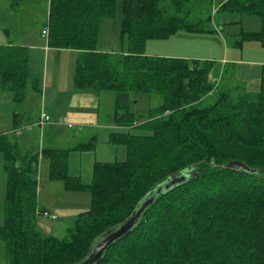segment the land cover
<instances>
[{
  "label": "trees",
  "instance_id": "16d2710c",
  "mask_svg": "<svg viewBox=\"0 0 264 264\" xmlns=\"http://www.w3.org/2000/svg\"><path fill=\"white\" fill-rule=\"evenodd\" d=\"M6 1L16 10L23 0ZM119 1V37L126 51H98L100 24L116 19ZM194 1L48 0L47 46L77 52L74 89L113 93L111 124L150 133H110L108 144L124 146L125 159L95 161L89 184L67 170L69 153L88 151L91 142L32 152L0 135L7 179L0 225L6 264L79 263L156 186L183 171H191V178L148 205L97 264H264V66L258 92L235 86L202 105L211 85L205 74L213 62L144 53L147 42L177 32L213 31L210 16L189 19ZM217 9L226 20L237 17L230 25H238L245 15L257 16L260 30L239 32L235 44L255 41L264 48V0H227ZM28 62L26 47L0 45V86L16 104L29 89L39 92V80L29 78ZM131 92L162 98L137 126L129 107ZM40 158L49 162L50 180L90 197L89 209L73 218L64 239L43 237L35 226L36 213L43 212L37 209ZM232 162L244 167H228Z\"/></svg>",
  "mask_w": 264,
  "mask_h": 264
},
{
  "label": "rangeland",
  "instance_id": "374dc122",
  "mask_svg": "<svg viewBox=\"0 0 264 264\" xmlns=\"http://www.w3.org/2000/svg\"><path fill=\"white\" fill-rule=\"evenodd\" d=\"M23 1L20 6L14 10L10 8L8 1L0 0V44L16 43L14 41H17L16 38H18L22 31L32 33L34 35L35 33L33 32L39 31V29L42 28L44 21L47 20L46 14L48 10V0ZM224 1L227 0H196L192 2V5H189L190 8L187 11L190 20H198L201 16L205 18L210 16L212 28L216 30L214 35H198L197 37H189L190 39L182 41L175 39L177 36H171V39L168 38L161 41L153 40L147 42L145 51L150 53L148 55L155 54L156 57H162L161 55L168 56L169 51L172 53L176 51L180 53L183 51L184 55H187V53L190 51L193 53L196 50H200L202 55H209L206 47L210 46L211 48H214L211 51V54L213 55V53L222 51L219 38L221 39L222 43L225 41V46L227 48H237L235 42L238 40L234 37V34L238 33L239 30L240 32L259 31L261 27L260 20L257 16L245 15L240 18L242 21H240L239 25L227 24L229 20L236 21L237 17H228V20H226L224 19L223 15H218L217 8ZM120 10L121 2L119 1L116 19H120ZM114 20L115 19H109L108 25H104L101 32H99L98 46L99 49H104V51L112 50L114 52H124L126 51V48L120 41L118 34V20H115L117 23L114 22ZM5 29H8L10 32H7ZM244 43L257 42L246 41ZM206 76L207 80H209L208 82L211 85L210 90L205 95L206 97L203 96L202 99L204 97L205 98L203 100L201 99L202 105L212 104L219 92L226 89H234L231 83V68H224L221 67L220 64L213 63L212 71H209L208 69L205 74V77ZM161 102L162 98L160 95L143 92H131L129 107L130 112L137 121V123L134 122V125L137 126L138 124L144 122L148 116L149 110L157 108ZM98 107L99 124L96 128H89L85 129L83 132H80L75 129L77 126L71 125L67 127V125L58 124L55 129L56 132L50 129V132H48L45 129L44 133L42 134L41 129L44 128V126L54 125V123H51L57 119L56 111L60 110V106L55 105L52 107L47 105L45 109L46 112L51 116L50 121L44 123L41 128L36 127V123L39 121V119L32 123L34 118H32L31 114L21 115L19 118V120H21V122L23 121L24 123V129L28 130V133L30 134L29 138L33 140L32 147L23 146L21 143V138H16L12 134H9V137L12 142L17 143L22 151L32 152H39L41 149L47 148L70 149L71 147H75L79 144H88L91 142L93 144L92 149H89L88 151H71L69 153L67 170L70 176H77L81 179L83 184H89L92 179V165L95 161L114 162L123 161L125 159L124 146L108 144L107 137L110 133L116 131L128 132L137 135H148L150 133L148 130L139 127L128 128L126 126H117L115 124H112L113 127H108L106 125V123H109L110 118L112 119L115 109L113 93L101 92L99 95ZM9 109L10 106L8 103L0 105L1 111H9ZM30 125L32 126V129L27 128ZM17 127L18 126L14 124V128L16 129ZM24 129L20 128L19 131H23L22 134H26ZM52 132L54 134H52ZM13 134L16 135L15 132H13ZM42 135L44 140L43 142ZM39 147L40 149H38ZM43 164H45L44 169L43 166H40L38 169L37 209L49 212L50 214L54 215L56 219L50 220L48 218H44L40 213H36L35 226L43 237H56L59 239H64L67 236V228L70 227L73 218L61 216L59 213H54V207H75V205H77L78 207L80 206L82 208H86L84 211H87L90 207V198L87 192H68L64 189L62 181L50 180L48 178L49 167L46 165L45 160L43 161ZM6 181V175L3 170V160L0 155V225L2 224L3 220V196L5 193ZM85 196L87 197L85 198ZM6 261L3 243L0 240V264H6Z\"/></svg>",
  "mask_w": 264,
  "mask_h": 264
},
{
  "label": "crops",
  "instance_id": "0c3cea01",
  "mask_svg": "<svg viewBox=\"0 0 264 264\" xmlns=\"http://www.w3.org/2000/svg\"><path fill=\"white\" fill-rule=\"evenodd\" d=\"M115 20H118L119 26V18ZM115 20L114 22L117 23V21ZM240 21H242V19ZM108 23V20H103L100 24L99 32H101L104 25L107 26ZM45 24L46 20L44 21V24L42 28L39 29V31L33 32L35 33L34 35L32 33L22 31L18 38H16L17 41H14L16 43H7L23 46L28 49V75L31 79L37 78L39 80V92H35L34 90L29 89L26 94L25 100L21 104H16L13 102L12 96L9 93L3 91L0 86V105L8 103L10 106L9 111L0 110V135L12 134L16 138H21L22 145L27 147H32L33 140L29 138L30 134L28 133V130L24 129V123L23 121L21 122L19 118L21 115L31 114L32 118H34L32 123H34L39 119L42 112L48 114L45 109L47 105L52 107H54L55 105L60 106V110L56 111L57 119L51 123H54V125L44 126V128L41 129L42 134L44 133L45 129L48 132H50L49 129L56 132L55 129L58 124L67 125V127L71 125L77 126L78 129H75L80 132H83L85 129L96 128L99 124L98 106L100 94L95 95L92 93L77 92L74 89L73 70L77 52L74 50L49 48L47 46V40L42 36V30L46 28ZM5 30L7 32H10L8 29ZM214 32H216V30L214 29L213 31L201 34L181 31L174 34L173 37L177 36V38L175 39L182 41L190 39L193 36L197 37L198 35H214ZM239 32L240 30L238 31V33ZM238 33L234 34L235 38ZM219 41L220 47H222V51L213 53V55L211 54V51L214 48L207 46L206 49L209 55H202L200 53V50H196L193 53H191L190 51L189 53H187V55H184L183 51H181L180 53H178L177 51L174 53L169 51L168 56H161L198 61L207 60L209 62H213L214 64H220L221 67L231 68V83L233 88L236 86V89L241 87L249 93L258 92L260 88L262 69L264 66V48L257 43H244L240 47L229 49L225 46V41L222 43L220 38ZM97 50H102L101 52H114L112 50L104 51V49H99L98 40ZM144 53L147 56L156 57L155 54L148 55L150 53L146 52L145 50ZM111 121L112 119L110 118L109 123H106L108 127H113ZM14 123L16 124V126H18L16 129L14 128ZM19 127L21 129H24V132H26V134H22L23 131H19ZM13 132H15L16 135H14ZM52 134L54 133L52 132ZM43 141L44 140L42 135V142ZM38 149H40V147ZM44 160L46 162V165L49 167V162H47L48 160L40 158L38 162V169L40 166H43L44 169ZM86 197L87 196H85V198ZM85 209L86 208H82L80 206L78 207L77 205H75V207H54V213H59L61 216L74 218L78 213L83 212Z\"/></svg>",
  "mask_w": 264,
  "mask_h": 264
},
{
  "label": "water",
  "instance_id": "95a60500",
  "mask_svg": "<svg viewBox=\"0 0 264 264\" xmlns=\"http://www.w3.org/2000/svg\"><path fill=\"white\" fill-rule=\"evenodd\" d=\"M228 167L238 168L242 166L240 163L232 162ZM244 167V166H242ZM191 171H183L178 176L168 178L163 183L156 186L145 198H143L133 210L127 220L118 226L110 229L105 234L101 235L91 247L87 256L77 264H97L101 260L108 247L121 237L125 236L138 222L143 210L148 207L158 196L166 193L173 187L185 182L192 176Z\"/></svg>",
  "mask_w": 264,
  "mask_h": 264
},
{
  "label": "built area",
  "instance_id": "2783aa9c",
  "mask_svg": "<svg viewBox=\"0 0 264 264\" xmlns=\"http://www.w3.org/2000/svg\"><path fill=\"white\" fill-rule=\"evenodd\" d=\"M42 36L47 40V38H48L47 27L44 30H42ZM49 121H50V116L48 114H46L45 112H42L40 114L39 121L36 123V127H42L44 123L49 122ZM27 128L32 129V126L30 125ZM40 214L44 218H48L50 220H55L56 219V217L54 215H52L49 212L44 211V210H43V212H40Z\"/></svg>",
  "mask_w": 264,
  "mask_h": 264
}]
</instances>
